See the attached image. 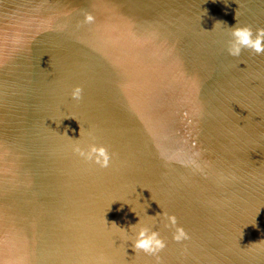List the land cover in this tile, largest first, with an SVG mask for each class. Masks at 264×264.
<instances>
[{
  "label": "water",
  "instance_id": "obj_1",
  "mask_svg": "<svg viewBox=\"0 0 264 264\" xmlns=\"http://www.w3.org/2000/svg\"><path fill=\"white\" fill-rule=\"evenodd\" d=\"M235 24L264 0H0V264H264V52L229 55Z\"/></svg>",
  "mask_w": 264,
  "mask_h": 264
},
{
  "label": "clouds",
  "instance_id": "obj_2",
  "mask_svg": "<svg viewBox=\"0 0 264 264\" xmlns=\"http://www.w3.org/2000/svg\"><path fill=\"white\" fill-rule=\"evenodd\" d=\"M93 19L94 17L91 13L85 14L84 21L86 23L91 22ZM220 22L224 23L223 21ZM229 29L231 37L227 41V51L229 55L239 56L244 49H250L257 54L264 52V28H257L254 31L247 25L236 26L235 24ZM81 94L82 88L79 85L74 86L70 93L73 99H79ZM74 139L78 140L79 138ZM72 151L83 159L93 161L101 167H107L110 163V154L103 145H97L95 143L81 145L80 143H74L72 145ZM131 210L135 212L133 209ZM149 217L152 216L149 215ZM111 223L117 225L115 221ZM166 226L175 228L172 236L174 240L179 242L188 239V233L182 226L177 225L174 215H167ZM118 227L122 230L127 242H131L130 246L135 252L139 250L155 256L157 260L160 259L158 254L165 248L166 243L159 231L156 230L152 224L141 222V218L139 217V220L135 224L129 225L127 229L120 226Z\"/></svg>",
  "mask_w": 264,
  "mask_h": 264
}]
</instances>
